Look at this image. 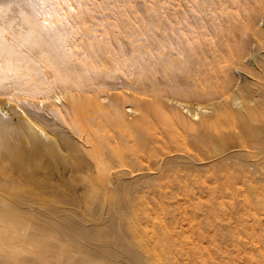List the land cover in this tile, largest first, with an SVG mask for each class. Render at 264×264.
<instances>
[{
  "label": "bare ground",
  "instance_id": "bare-ground-1",
  "mask_svg": "<svg viewBox=\"0 0 264 264\" xmlns=\"http://www.w3.org/2000/svg\"><path fill=\"white\" fill-rule=\"evenodd\" d=\"M48 1L0 0V264H176L136 202L158 179L264 203V11L189 8V43L153 9Z\"/></svg>",
  "mask_w": 264,
  "mask_h": 264
},
{
  "label": "rangeland",
  "instance_id": "rangeland-1",
  "mask_svg": "<svg viewBox=\"0 0 264 264\" xmlns=\"http://www.w3.org/2000/svg\"><path fill=\"white\" fill-rule=\"evenodd\" d=\"M55 1L65 2L64 6L67 5L66 7L69 8H72V6L75 7V1L73 0H49L48 2L54 3ZM81 1L82 4L84 3L83 5H87L86 7H88V9L93 8L97 10H104L103 5H106L105 10L107 11H111L113 8L114 10L122 9V11H143L146 9L159 11L168 22L174 25L175 28L186 33L184 36L182 35L186 38L184 41L190 40V42L194 39L192 38L193 36L188 35L193 33L187 25V22H190L191 18V11L189 8H192V11H194L191 13H195L196 10H199L197 12H200V9L201 11L207 8V10H211L214 7V10L216 8L219 10V8L223 9V6H225V8L228 6L230 9H239L246 13L250 11H264V0H234L235 2H238L236 5L229 2V0ZM201 2H205V4ZM69 3L71 5H68ZM200 4H202V8ZM198 5L199 9L197 7ZM222 9L220 10L222 11ZM186 10L187 15L185 13ZM218 10H215V12ZM193 35L195 37L198 34L195 33ZM199 37L200 36H197L194 41H198ZM129 118L131 121L134 120L132 115H130ZM158 129L159 128H154L153 130L154 133L157 132L156 137L157 140L159 139L157 145H162L164 142L166 144L163 143L164 145H162V147H166L168 140H165V137H163L164 134L162 132H158ZM181 129L182 130H179V132L181 135H184L183 130L185 128L183 127ZM176 132L178 134V127ZM162 137L164 139H161ZM147 165L154 166L155 160L151 159L150 161H147ZM38 171L39 170H37L38 174H35L39 177L41 176V178L55 180V178L61 176L57 175L60 174L59 170L57 172V170L55 171V168L53 167L51 169L47 168L46 170L43 169V171ZM212 181L213 180H210V178L206 175L201 177L198 184L191 183L192 185L190 183H185V185H183L184 182L179 184L178 182H170L166 179H158L153 188L137 193V196L140 197V199L138 197L136 201L137 206H142L146 209L144 212H148L153 218H155V221H158L157 224L166 220L171 234L173 233L172 242L167 250L169 251L170 258L173 259L172 261H175L176 264H264V203H262L261 206L260 204H252L251 206L250 204L244 202L242 199L244 197V193H246L245 189L247 190V187H243L244 189L238 188L239 190L223 188L222 190L220 189L221 192L219 190L217 193L215 192V197L212 198L206 191L208 184H213ZM185 186L188 188H185ZM189 186H191V188ZM33 190L35 193L46 196L48 195L46 192H48L50 188L42 186V188L36 187ZM76 192L78 195H86V191L81 189H78ZM238 192L244 193L239 194ZM235 194L237 196L236 199ZM143 198L145 200H143ZM240 199L243 202H241ZM144 212L139 215V220L142 224L144 223V219L142 217ZM256 215H258V217ZM257 218L258 220H255ZM260 222L262 224H259ZM146 224L147 223H144V225ZM148 225L150 226H147V228L150 231V235H152L151 231L153 230L152 228L154 227V224L148 223ZM158 227L159 226L156 228L158 229ZM171 228H173V230H171ZM145 238L148 239V237Z\"/></svg>",
  "mask_w": 264,
  "mask_h": 264
}]
</instances>
